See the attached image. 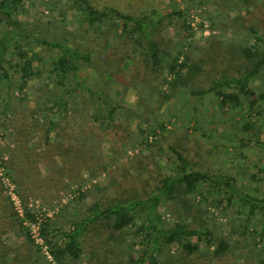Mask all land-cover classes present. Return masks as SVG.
<instances>
[{"label":"trees","instance_id":"obj_1","mask_svg":"<svg viewBox=\"0 0 264 264\" xmlns=\"http://www.w3.org/2000/svg\"><path fill=\"white\" fill-rule=\"evenodd\" d=\"M186 1L200 7L204 0ZM221 1L231 5V0ZM232 1L250 4L248 0ZM71 2L80 15L83 25L79 29L84 33L92 31L108 35L120 24L119 47L113 50V55L123 61L127 56L124 44H127L133 53L141 55L142 70L153 78L144 77L139 81L133 74L127 77V72L133 70L129 69V64L134 65L131 56L126 58L130 60L124 64L126 67L116 68L114 73L107 71L112 66L110 60L99 64L107 70H99L92 50L74 47L67 35L61 36V40L54 37L49 40L30 34L15 19L23 11L20 0H0V78L5 82V87L0 85V125L14 128L10 138L16 145L15 150H11L8 168L18 194L26 184L36 186V182L42 181L68 190L67 182L71 179L85 182L80 174L83 170L89 175L88 181L95 179L107 168L102 159V140L119 128L123 129V134L116 133L117 138L122 137V146L127 145L131 150L135 149V144L149 150L152 146L150 138L153 137L156 143L166 130L163 123L152 121L148 124V121L141 120L147 123V129H138L135 133L128 131L125 135L128 127L120 124V120L142 119L141 115L122 108L121 93L106 86L98 85L95 89L87 86L85 82L91 78L88 70L99 71L100 79L115 84L119 83L116 74L124 71L122 78L129 79L137 89L139 107L147 115L152 104L150 95L158 93L159 83L165 86L164 99L174 101L172 109H176L177 103L184 102V110L180 113L183 117L179 118L177 113L176 118L186 120L182 126L187 135L192 115L191 109L186 112L185 107L192 100L201 102L206 97L218 101L220 108L225 109L232 119H241V133H251L252 127H255L256 134L264 129L263 108L257 112L259 118L254 117L251 121L254 108L264 103V92L252 85L253 79L264 74V37L255 28H248L245 39L237 42L233 36L228 42H214L211 37V47L200 59L194 56V52L190 54L192 50L173 56L166 49L160 31L165 19L175 18L185 30H189L183 12L172 10L159 17L150 8L140 13H125L118 7L96 8L88 0ZM12 30L18 31L19 39L8 47L7 38ZM30 38L53 53L57 51L59 56L34 68V60L24 48L25 39ZM9 49L12 57L7 58ZM207 63L211 66L209 70L203 68ZM166 74L171 78L168 79ZM199 77L203 78V83L207 82L206 87L199 86ZM26 90L37 95L31 108L20 106ZM14 100L17 101L15 105L11 104ZM192 124L196 126L198 123ZM206 124L213 125V122L207 121ZM194 131L199 130L194 128ZM32 134L43 141L41 150H37L38 146L26 148L22 145ZM114 141L110 140L111 143ZM124 141L127 144H123ZM241 141L264 150V140ZM165 150L164 153L157 150V156H165L162 158L169 165L170 172L163 171L159 163L143 164L140 161L144 160L140 159L137 165L144 174L136 170L132 178L125 171L122 175L123 179H128L126 185L124 182L117 184L112 178L110 187L115 188V194L107 202L98 197L91 205L83 204L86 194L79 185L77 196L61 210V222L48 219L41 226L50 262L80 264L86 248L93 240H98L97 248L103 251L102 256L90 253L89 264H201L197 262L200 259L202 264H264V198L245 192L228 175L195 169L188 148L182 144L168 145ZM149 158L153 159V155ZM41 160L46 162L47 174L41 177L37 171L35 174L39 177L33 179L32 170ZM209 193L215 194V202L209 200ZM234 203L238 204L234 214L229 215L226 223L217 224L210 209L226 212ZM160 206L171 222L159 213ZM241 206L245 210L243 217L239 211ZM25 219L34 222V214L26 211ZM17 222L24 242L28 247H34L28 229L22 226L23 220ZM225 228L227 232H224ZM128 237L138 238L142 249L135 252V243H127ZM253 239H257L259 249L254 248V254L243 258ZM3 247L0 244V264H7L9 252ZM204 248L206 251L203 252ZM35 252L38 254L36 248ZM50 262L42 258L41 264ZM17 264L27 262L20 259Z\"/></svg>","mask_w":264,"mask_h":264},{"label":"rangeland","instance_id":"obj_2","mask_svg":"<svg viewBox=\"0 0 264 264\" xmlns=\"http://www.w3.org/2000/svg\"><path fill=\"white\" fill-rule=\"evenodd\" d=\"M88 1L99 9L103 8V6H112L118 7L125 13H140L150 8L154 9L156 16L159 17L170 13L172 10L183 12L189 30H185L180 20L178 21L175 18L165 19L160 31V36L165 39L166 49L173 56L179 52L184 54V52L186 53L192 50L190 54L194 52V56L200 59V57L205 56V52L209 51L212 41L210 39L211 37H214V42H228L232 36L236 42L241 41L245 39L248 28L250 27L255 28L264 37V0H248L250 3L248 5L238 2L235 3L232 0L230 2L231 5L221 0H204L200 7L191 5L186 0ZM20 4L23 7V11L16 15L15 19L21 22L22 28L30 32V34L49 40L53 37L60 38L61 40V36L64 37V35H67L69 36L70 43L74 44V47L82 46L81 49L87 48L92 50V57L97 65L100 62L110 60L112 66L108 70L102 64V67L99 65L100 67L98 68L99 70H107L110 73H114L116 68L121 69L124 64L130 62L126 58L131 56L134 65L129 64L128 67L130 70H133L127 72L126 76L129 77L130 74H133L136 80L139 81H142L144 77H149L148 80L153 78V76H150L142 70L144 64L142 60H139L141 55L138 56L137 53H133L132 48H128L127 44H124V51L127 53V56L124 57L123 61H120L118 56L113 55V50L119 47L117 43L121 28L120 24L116 25L108 35L92 31L84 33L83 30L79 29L83 23L81 22L77 8L71 0H20ZM213 22L214 24L212 25ZM11 33L7 38L8 47H11L19 39L16 34L18 31L12 30ZM1 34L0 28V38ZM78 35L82 36V38L78 37ZM183 45L184 47H182ZM24 46L25 49H28V56L34 60V68L38 65L44 66L46 62H50L49 59H56L59 56L57 51L53 53L50 49L36 44L31 38L25 39ZM123 54L121 53V55ZM9 57H12L10 49L7 52V58ZM182 57H180V61ZM192 60L197 61L196 59ZM4 67L7 68L6 65ZM203 68L209 70L211 66L207 63ZM88 71L91 78L86 80L85 83L87 86H91L92 89H95L98 85L106 86L109 90L112 89L113 91L121 93L119 100L122 108L127 111H136L141 115L142 119L135 118L126 121L128 119L122 118L120 120V124L128 127L125 135H127L126 133L128 131L135 133L138 129H147V123L143 122L144 120L148 121V124H151L152 121L163 123L166 130L158 137L156 143L153 137L150 138L149 143L152 142V146L149 147V150L137 144H135V149L131 150L127 145L122 146L124 140L122 137L117 138L116 133H119V136L123 134L121 132L123 129L119 128L116 130V133L111 135L112 137L109 135L102 140V159L107 168L106 171L101 172L95 179L88 181L89 175L83 170L80 174L85 182L80 183L78 178L77 180L71 179L67 182L69 184L68 190L65 188H56L52 183L42 181L36 182V186L26 184L22 188V193L18 194L15 183L11 180V173L8 168L10 166L11 150H15L16 145L10 138L14 128H7L0 125V244H3V248L9 252L7 264H17L20 259H25L27 264H41L42 258H46L50 262L51 259L47 254V244L40 232L41 226L48 219L61 222V219H59V216L63 212L61 210L68 206L70 204L69 202L77 196L79 185H82L80 189L86 194L83 204L91 205L98 197L102 199V202H107L115 194V188L110 187V180L112 178L117 184L121 185L124 182V185H126L128 184V179H123L122 175L125 171L129 173L130 177L136 173V170L144 174L143 171H139V166L137 165V161H140V159L144 160L140 161L143 164L149 163L153 165L154 163H159L163 171L170 172L169 165L162 158L165 156H157V150L160 149L164 153L166 152L165 147L168 145L177 146L178 144H182L185 148H188L190 153L189 159L192 161L195 169L213 174L228 175L234 178L238 186L245 192H249L254 197L264 198V150L253 143L251 145L248 143L247 145L246 142L242 143L241 141L242 139L245 141L249 140L250 142H253L254 139L263 141L264 129L256 134L255 127H252L251 133H241L240 129L243 123L241 119L238 117L232 119L226 113L225 109L220 108L218 101L206 97L201 102L192 100L190 104L186 105V112L191 109L190 115H192V123H198L195 126V124L189 122L188 132L190 133L187 135L182 126V123H185L186 120L176 118L177 113L179 118L183 117V114L180 113L184 110V102L181 104L176 102L178 106L176 109H172L174 101L170 100L167 102L164 99L166 92L165 86L159 85V83L157 85L158 93L150 95L149 102L152 101V104H150V114L147 115L139 107L137 89L130 84L129 79L122 78L124 71H119L116 74L119 80L118 84L108 79H100L99 71ZM9 74H11V70H9ZM166 77L168 79L171 78L169 74H166ZM2 80L0 78V85L5 87V82ZM198 82H201V85H199L201 87L207 86V82L203 83L202 77L198 78ZM252 85L259 92H264V74L253 79ZM25 93L26 95L22 97L23 101L20 103V106L31 108L34 105L37 95L30 90H26ZM11 104L15 105L17 101H11ZM195 105L197 109H195ZM247 107V104H245V108ZM257 107L252 112L251 121H253L252 118L254 117L259 118L257 117V112L260 108L264 109V103ZM243 115L245 118L247 117L245 115V109ZM193 117L196 119L194 120ZM207 121L213 122V125L206 124ZM194 128L200 132H195ZM111 139H115V141L111 143ZM123 144H127L126 141ZM22 145H25L26 148L38 146L37 150H41L44 143L40 140V137L38 138L35 134H32L27 142H22ZM151 155H153V159L149 158ZM45 163V161L41 160L36 166V169L32 170L33 179L39 177L35 174L37 171L41 177L47 174L46 167L44 166ZM137 184L138 181L135 185ZM208 198L211 202L217 200L213 193H209ZM236 204L234 203L226 212H218L217 210L210 209L215 218L214 221L217 224L226 223L230 218L229 215H233L236 211ZM239 208L243 217L245 215L244 207L241 206ZM26 211L34 214V222L30 223V221L25 219ZM158 211L169 222L172 221L169 215L164 213L162 206L158 208ZM19 219L23 220L22 226L28 229L30 238L38 254L35 252L34 247L30 248L24 242L18 227L17 221ZM32 226H34L35 232L32 231ZM224 232H227V228L224 229ZM127 240V243H135V252L142 249L138 238L132 239L128 237ZM41 241L42 245L39 244ZM252 242L249 249L244 253L243 258H247L256 252L254 248H258L257 239H253ZM97 245L98 240H93L90 243L84 252V257L80 264H89L88 259L90 253H98L101 258L103 251L98 249ZM204 251H206L205 248L203 249ZM12 258H15L14 261H12ZM197 262L202 264V259L197 260ZM50 263L55 264L53 262ZM238 263L240 264L241 262Z\"/></svg>","mask_w":264,"mask_h":264},{"label":"built area","instance_id":"obj_3","mask_svg":"<svg viewBox=\"0 0 264 264\" xmlns=\"http://www.w3.org/2000/svg\"><path fill=\"white\" fill-rule=\"evenodd\" d=\"M32 231L35 232L34 231V226H32ZM36 237L38 238V236H36ZM39 244L42 245V241Z\"/></svg>","mask_w":264,"mask_h":264}]
</instances>
